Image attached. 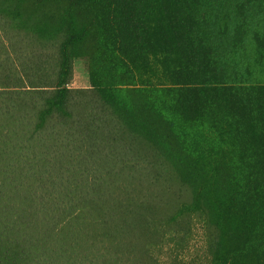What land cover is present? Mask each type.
I'll return each instance as SVG.
<instances>
[{"label":"trees","instance_id":"obj_1","mask_svg":"<svg viewBox=\"0 0 264 264\" xmlns=\"http://www.w3.org/2000/svg\"><path fill=\"white\" fill-rule=\"evenodd\" d=\"M142 151L162 191L124 209L121 156ZM89 158L122 164L90 178ZM116 211L183 255L198 220L186 264H264V0H0V264H142L147 240H102Z\"/></svg>","mask_w":264,"mask_h":264},{"label":"rangeland","instance_id":"obj_2","mask_svg":"<svg viewBox=\"0 0 264 264\" xmlns=\"http://www.w3.org/2000/svg\"><path fill=\"white\" fill-rule=\"evenodd\" d=\"M70 87L74 89L91 88L88 58L78 57L75 59L74 73L73 78L70 82ZM81 101H85V98L82 99L78 96V102H80V104H78V111L84 113L83 111L86 110L88 103L85 104V102ZM91 106H95L93 102L91 103ZM78 119L83 120L81 114H78ZM110 119L111 116L108 115L105 118L103 117V120L100 122L101 126H103V130H105L106 138L110 136V132L107 130L108 124L106 120L109 121ZM82 125L83 124L78 122V129H80ZM132 149H137L138 151L141 150V148L138 147H134ZM145 158L147 157H145L143 151L140 154L135 153V155L121 156V162H124V164L126 163L128 166H130V168H132V170H127L129 168L128 167L124 173V175L128 179V182L125 187L121 191L115 189L118 194H121V196L127 200L128 204L126 206L128 207L124 209L131 210L135 207H143L146 202L149 201V198L147 196L150 192L151 194H156L162 191L161 185L155 184V179H159L161 177V172L151 167L152 164L150 162L152 161V159ZM111 160L109 158H106L104 160H97L95 162L94 158H89L88 163H81L80 167L78 168V172L83 173L84 176L87 175L90 178L106 176L107 178L112 179L116 177L115 166H117L118 169L120 168L119 166L122 163H117V161L115 163H112ZM89 166H93V170L88 171L86 167L89 168ZM191 196V190L188 192V194L186 191H178L175 194V199L172 201L173 203H171L168 207V209L170 210H167V212H175L176 210L178 211L180 205L191 201ZM172 208L175 209L171 210ZM102 215L106 219H108V221L110 219L111 222H122L121 224H123L124 226L121 231V233L124 234L121 237L113 239V236H110L109 239L102 238V240H140L141 243L143 242V240L148 241L149 247L148 254L146 256L147 258L143 260L142 264H156L153 259H156L157 262L160 260L164 264H186L185 258L187 257V253L190 256H196V254L201 253L204 250L202 241V225L198 224V220H194V222L187 219L184 220V224L187 229L191 230L193 227H197V235H192L191 237H189V239L192 240V247L190 251L185 250V253L186 251L187 253L183 255V252L179 248H177L175 242V240L177 239H173V233H170L172 231H170L168 227L162 228L160 231L153 230L145 232L133 228V223L136 220L135 216L126 211H116L112 215H109V213H104ZM160 215H162V213H160ZM195 219H197V217ZM47 226L48 225H46V227ZM104 229H106L105 226L102 230L104 231ZM167 231L169 232L167 233ZM136 254L135 257L138 256ZM129 259L127 260V264H137L132 260V258L130 259V261Z\"/></svg>","mask_w":264,"mask_h":264}]
</instances>
